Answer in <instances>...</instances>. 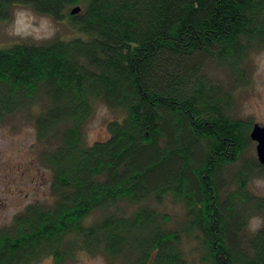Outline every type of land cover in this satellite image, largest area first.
Wrapping results in <instances>:
<instances>
[{
  "label": "trees",
  "instance_id": "1",
  "mask_svg": "<svg viewBox=\"0 0 264 264\" xmlns=\"http://www.w3.org/2000/svg\"><path fill=\"white\" fill-rule=\"evenodd\" d=\"M13 5L68 15L80 35L0 48V125L30 116L52 172V201L0 227V264H192L190 241L201 264H264L250 187L264 165L235 99L264 50V0H0V20ZM96 101L124 117L87 144ZM168 197L185 210L175 228Z\"/></svg>",
  "mask_w": 264,
  "mask_h": 264
},
{
  "label": "rangeland",
  "instance_id": "2",
  "mask_svg": "<svg viewBox=\"0 0 264 264\" xmlns=\"http://www.w3.org/2000/svg\"><path fill=\"white\" fill-rule=\"evenodd\" d=\"M74 7L77 6L71 9ZM79 35L75 21L68 15L62 20H55L22 5H13L9 17L0 20V48L14 43H42L57 37L68 40ZM250 64L249 81L235 94L237 111L241 118L264 124V50L255 53ZM218 78L226 79L224 73H219ZM29 117L25 113L17 114L0 125V227L10 224L28 204L52 201V172L40 161L43 145L38 142L35 125ZM123 117V111L111 110L102 101H96L94 112L84 127L87 142L92 144L107 139L108 123ZM255 147L253 142L250 156L252 154L257 159ZM250 187L254 193L264 196V177L252 180ZM158 208L170 215L171 228L184 219V206L171 197ZM261 222L260 217L251 219L247 232L257 230ZM183 246L188 261L201 264L196 242H185ZM36 264H53V261L46 258ZM68 264L111 263L101 255L82 253Z\"/></svg>",
  "mask_w": 264,
  "mask_h": 264
},
{
  "label": "water",
  "instance_id": "3",
  "mask_svg": "<svg viewBox=\"0 0 264 264\" xmlns=\"http://www.w3.org/2000/svg\"><path fill=\"white\" fill-rule=\"evenodd\" d=\"M79 10L80 8L76 7L71 13L75 14ZM250 138L256 143V155L259 163L264 165V124L255 123L251 129Z\"/></svg>",
  "mask_w": 264,
  "mask_h": 264
},
{
  "label": "bare ground",
  "instance_id": "4",
  "mask_svg": "<svg viewBox=\"0 0 264 264\" xmlns=\"http://www.w3.org/2000/svg\"><path fill=\"white\" fill-rule=\"evenodd\" d=\"M77 7H78V6H77ZM74 8H76V7H74ZM74 8H72V9L70 8V13H71V11H72ZM79 8H80V7H79ZM79 11L81 12V8H80V10H79ZM79 11H78V12H79ZM78 12H77V13H75V14H79ZM71 14H72V13H71ZM75 14H72V15H75ZM84 127H85V126H84ZM251 140H252V139H251ZM86 142H87V140H86ZM87 144H89V143L87 142ZM256 156H257V155H256Z\"/></svg>",
  "mask_w": 264,
  "mask_h": 264
}]
</instances>
